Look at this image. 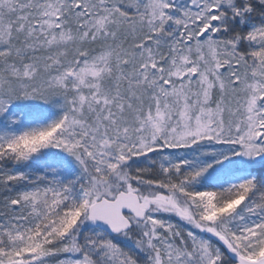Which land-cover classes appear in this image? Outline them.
I'll use <instances>...</instances> for the list:
<instances>
[{
	"label": "snow or ice",
	"instance_id": "snow-or-ice-1",
	"mask_svg": "<svg viewBox=\"0 0 264 264\" xmlns=\"http://www.w3.org/2000/svg\"><path fill=\"white\" fill-rule=\"evenodd\" d=\"M0 264H264V0H0Z\"/></svg>",
	"mask_w": 264,
	"mask_h": 264
}]
</instances>
